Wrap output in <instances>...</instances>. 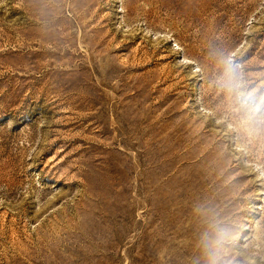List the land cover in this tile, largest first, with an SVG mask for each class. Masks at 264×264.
Instances as JSON below:
<instances>
[{
	"label": "rangeland",
	"instance_id": "374dc122",
	"mask_svg": "<svg viewBox=\"0 0 264 264\" xmlns=\"http://www.w3.org/2000/svg\"><path fill=\"white\" fill-rule=\"evenodd\" d=\"M0 264H264V0H0Z\"/></svg>",
	"mask_w": 264,
	"mask_h": 264
},
{
	"label": "bare ground",
	"instance_id": "6f19581e",
	"mask_svg": "<svg viewBox=\"0 0 264 264\" xmlns=\"http://www.w3.org/2000/svg\"><path fill=\"white\" fill-rule=\"evenodd\" d=\"M103 156H104V155H103ZM102 160H103V159H102ZM81 162H82V161H81ZM104 162H105V161H104ZM104 162H103V163H104ZM106 163H107V162H106Z\"/></svg>",
	"mask_w": 264,
	"mask_h": 264
}]
</instances>
